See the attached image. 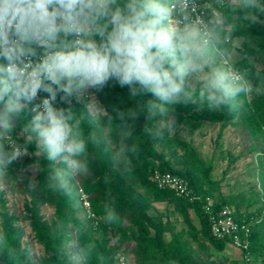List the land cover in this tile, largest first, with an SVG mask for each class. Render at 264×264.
Masks as SVG:
<instances>
[{"label": "clouds", "instance_id": "1", "mask_svg": "<svg viewBox=\"0 0 264 264\" xmlns=\"http://www.w3.org/2000/svg\"><path fill=\"white\" fill-rule=\"evenodd\" d=\"M260 14L264 0H0V178L33 143L35 155L47 161L46 189L74 206L90 171V146L103 143L114 166L131 171L138 145L126 120L137 119L143 108L117 111L122 123H113L93 93L110 81L132 97H154L144 106L143 133L152 139L175 129L173 105L206 102L212 110L235 111L239 97L264 92V80L254 84L249 70L238 66L241 38L234 35L243 21L264 23ZM40 92L47 96L30 108L32 118L20 132L25 144L19 145L12 136L17 120ZM85 94L99 132L86 133V117L71 107L73 97ZM58 96L69 106L58 107ZM102 218L107 225L121 222L112 202H105ZM65 226L57 219L53 239L64 235ZM72 243L57 249L65 264H107L94 240L78 254L69 251ZM26 252L38 255L31 245L14 246L0 221V258L22 264ZM112 259L133 264L123 246Z\"/></svg>", "mask_w": 264, "mask_h": 264}, {"label": "trees", "instance_id": "2", "mask_svg": "<svg viewBox=\"0 0 264 264\" xmlns=\"http://www.w3.org/2000/svg\"><path fill=\"white\" fill-rule=\"evenodd\" d=\"M257 34L264 38V26H256L254 29H238L234 34L236 37H242L248 34ZM5 62V61H0ZM242 69H246L238 63ZM261 69L257 66H250V78L254 84H258ZM112 98L116 101L133 100L132 108L141 109L138 114L139 123L132 126L133 132L132 142L138 145V153L133 157L131 168L132 175L138 179L140 186L148 195L143 193L137 187L127 184L123 176L116 172L109 161L108 154L100 145L90 146V171L83 177L82 183L90 195L93 208L99 214L103 215L105 202H112L116 212L121 218L118 225H107L102 221L99 228L86 226L85 218H80V203L74 206L66 198L57 194H53L46 189V167L47 161L35 155V144H28V154L19 157L23 159L22 165L39 163L38 173L35 176L40 181L41 194L43 200L53 202L56 208V221L50 226L43 220L39 208V199L32 196L31 202L27 205L30 213L32 226L36 232V237L40 243L45 246L47 261L49 264H65V261L59 258L57 249L63 245L70 243L72 240L75 246L80 249L84 243L94 240L97 243L98 251L106 257L107 264H114L113 255L118 247L123 246L125 242L126 230L123 229L122 220L128 218L140 235L139 244L133 250L137 255V264H159L165 262L167 264H234L228 258L209 257L207 260L201 258L192 248L194 243L199 250L205 251L209 246L217 251H224L226 246L230 245L227 241H219L214 239L209 233L207 219L203 214L200 204L191 202L185 197L176 195L169 189H163L153 180V171L169 170L170 172L187 178L191 185L201 194L209 195L214 198L218 207L228 206L235 217L240 221H250L254 219L258 221L264 214V170L259 174L262 192L257 189L255 184L254 202L252 197L243 198L246 205H254L260 203L256 209H242L241 202L237 196H229L224 194L216 179L213 178L214 165L206 161L198 153L197 149L188 141L178 136L177 132L165 130L162 138L152 139L143 133V127L147 120V111L144 107L148 100L154 99L149 94L130 96L127 87H120L115 81H111ZM96 100L102 105L100 100L101 92L93 90ZM37 103L29 106L21 113V117L17 120V128L13 131V139L19 145L25 144V138L20 135L23 124L32 118L30 108ZM89 101L83 99L77 100L75 97L71 100V107L74 111L82 113L86 119L84 128L86 133L95 129L94 124L90 121L87 104ZM58 107H68L69 105L60 101L59 96L56 102ZM193 104L179 103L171 106L170 117L176 121V126L187 123V120L204 119L210 122L231 121L239 115L244 116L245 107L256 114L258 120V131L264 140V92L253 94L251 100L239 105L235 111H202L200 115H193L191 109ZM175 126V127H176ZM131 142V141H129ZM264 142V141H263ZM162 146V147H161ZM6 148H10L6 145ZM259 162H264V145L259 149ZM19 163L15 160L8 168V175H15L13 168ZM244 197V196H243ZM168 201L174 204L175 208L181 213L187 224V230L182 229L176 231L174 225L169 219L164 220L161 215L152 213L153 202ZM199 215L201 227L198 228L193 222L192 211ZM57 219L65 222V232L59 239H53L52 232L56 225ZM264 219V216H263ZM17 218L8 210L0 211V221L7 230L10 240L16 247H22V235L20 229L16 225ZM262 223L255 222L252 224L251 235V253L256 255L264 250V239L261 231ZM71 227V231L69 230ZM72 232V234H71ZM170 233L171 238L167 239ZM119 236V243L115 242V238ZM74 238V239H73ZM25 253L22 264H32ZM7 264V261L0 258V264ZM88 264H96V261L89 260Z\"/></svg>", "mask_w": 264, "mask_h": 264}, {"label": "rangeland", "instance_id": "3", "mask_svg": "<svg viewBox=\"0 0 264 264\" xmlns=\"http://www.w3.org/2000/svg\"><path fill=\"white\" fill-rule=\"evenodd\" d=\"M260 20L264 21V14H260ZM256 26H264V23L253 24L249 21H243L239 29H254ZM239 38H241V44L237 49V63L243 65L248 70L251 65L260 68V83L264 80V38L252 33ZM100 92V99H102L100 101L108 114L113 117V123L121 124L122 121L117 116V111L126 113L129 109H133V100L116 101L115 98H112L111 81ZM253 94L248 97H239V105L251 100ZM205 110H212L207 107L206 102L203 107L194 105L190 113L193 115H200L202 111ZM244 112L243 117L239 115V117L225 122L189 119L186 124L176 126L172 134L177 132L179 137L190 142L197 149L201 157L213 163V178L218 181L219 187L224 194L234 197L237 196L242 204V209L253 210L256 209L260 203L246 205V203L243 202V198L247 199L252 197L251 201L254 202L255 198L253 193L256 192L255 184H257V189L262 192L259 174L264 170V162L262 165L261 162H259L260 153L258 151L264 145V140L258 131L259 123L256 114L250 107H245ZM126 122L132 127L138 124L139 120L138 118L135 120L129 119L126 120ZM104 123H106V121H104ZM94 126L95 129L98 130L97 125L94 124ZM107 127L108 125H104L103 129L106 130ZM111 127L115 130L116 126L112 125ZM100 146L108 154L109 161L114 170L123 176L127 184L137 187L148 195L140 186L138 179H136L130 171L124 172L122 169L114 166L111 159V151L106 150L103 143H101ZM17 160L19 163L13 168L15 175H7L6 177L0 178V183L5 185V190L0 192V211L6 209L17 218L16 225L20 229L22 235V246L25 244L31 245L38 253V255H36L34 252H27V257L31 263L49 264L45 246L38 241L36 232L33 229L27 205L31 202L33 195L38 197V204L43 220L50 226H53L56 221L55 204L43 200V196L40 192V181L35 178L38 173V168L35 167L36 165L31 164L23 166V159L17 158ZM262 202L264 203L263 198ZM153 207L152 213L161 215L164 220L169 219L176 231H181L182 229L187 230L188 227L183 216L175 208L173 203L168 201H156L153 202ZM192 216L193 222L200 228L201 223L199 215L193 210ZM263 216L264 214H262L257 222L262 223L261 231L264 236ZM79 217L82 219L84 218L82 209ZM122 223L123 229L126 230L124 248L132 255L133 264H137V255L133 250L139 244L140 235L128 218L122 220ZM70 229L71 227H69V230ZM170 238L171 235L168 233L167 239ZM191 246L193 250L205 260L209 257L212 259L228 258L234 264H264V250H261L260 253L256 255L251 253L250 259H247L241 251L234 248L232 245L226 246L224 251H217L210 246L205 251H201L194 243H191ZM69 251L72 254L79 253V249L75 246L74 242L70 245ZM159 264L167 263L161 262Z\"/></svg>", "mask_w": 264, "mask_h": 264}, {"label": "built area", "instance_id": "4", "mask_svg": "<svg viewBox=\"0 0 264 264\" xmlns=\"http://www.w3.org/2000/svg\"><path fill=\"white\" fill-rule=\"evenodd\" d=\"M46 96L47 93L40 92L35 101L39 103ZM81 99L89 101L87 94ZM153 180L158 187L169 189L180 197H185L191 202L199 203L207 219L210 235L216 240L227 241L234 248L241 251L245 258L250 259L252 224L257 221L254 219L250 221L238 220L228 206L218 207L213 197L199 193L187 178L174 174L169 170L162 171L155 169L153 171ZM78 191V199L86 226L99 228L103 221V215L93 208L90 195L84 187L82 180L80 181Z\"/></svg>", "mask_w": 264, "mask_h": 264}]
</instances>
